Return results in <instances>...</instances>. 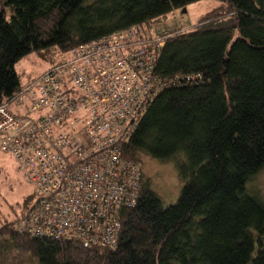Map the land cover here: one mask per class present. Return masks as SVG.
Masks as SVG:
<instances>
[{"label":"trees","instance_id":"1","mask_svg":"<svg viewBox=\"0 0 264 264\" xmlns=\"http://www.w3.org/2000/svg\"><path fill=\"white\" fill-rule=\"evenodd\" d=\"M192 1L0 0V104L24 85L16 62L31 51L54 47L59 63L133 25L148 38L172 32L156 63L163 87L121 145L142 177L115 246L19 231L32 202L0 224L1 245L38 264H264V198L249 188L264 169V0H220L191 28L154 29ZM145 155L174 162L175 204L145 176Z\"/></svg>","mask_w":264,"mask_h":264},{"label":"built area","instance_id":"2","mask_svg":"<svg viewBox=\"0 0 264 264\" xmlns=\"http://www.w3.org/2000/svg\"><path fill=\"white\" fill-rule=\"evenodd\" d=\"M160 32L133 25L81 43L0 104V152L34 187L19 231L115 246L142 177L121 145L163 87L156 63L171 33Z\"/></svg>","mask_w":264,"mask_h":264},{"label":"rangeland","instance_id":"3","mask_svg":"<svg viewBox=\"0 0 264 264\" xmlns=\"http://www.w3.org/2000/svg\"><path fill=\"white\" fill-rule=\"evenodd\" d=\"M220 0H196L184 7H177L154 24V29L191 28L208 11L219 6ZM172 33V32H171ZM54 47L34 50L16 62V70L23 84L59 61ZM143 171L152 180L155 190L166 206L175 204L180 196L184 182L179 178L173 161L162 162L151 156L143 157ZM249 188L264 198V169L249 184ZM34 187L28 183L18 169L14 158L0 152V224L20 215L33 200ZM6 240V239H4ZM1 245L0 264H38L28 251L13 248L9 243Z\"/></svg>","mask_w":264,"mask_h":264},{"label":"crops","instance_id":"4","mask_svg":"<svg viewBox=\"0 0 264 264\" xmlns=\"http://www.w3.org/2000/svg\"><path fill=\"white\" fill-rule=\"evenodd\" d=\"M158 30H163L164 31L165 29H158Z\"/></svg>","mask_w":264,"mask_h":264}]
</instances>
